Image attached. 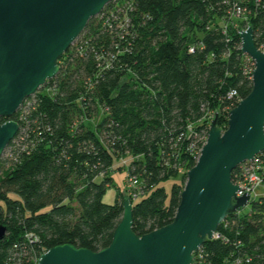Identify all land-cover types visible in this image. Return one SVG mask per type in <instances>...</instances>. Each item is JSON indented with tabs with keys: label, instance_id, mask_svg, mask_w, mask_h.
<instances>
[{
	"label": "trees",
	"instance_id": "16d2710c",
	"mask_svg": "<svg viewBox=\"0 0 264 264\" xmlns=\"http://www.w3.org/2000/svg\"><path fill=\"white\" fill-rule=\"evenodd\" d=\"M234 5L241 15L231 13ZM246 26L255 45L264 44V0H111L91 17L59 56L56 75L13 115V166L0 177V264H36L62 243L107 246L124 197L118 189L113 202L101 200L114 168L141 186L132 231L169 223L198 155L196 138L214 113L224 129L251 88L238 33ZM257 157L264 191V151ZM245 206L226 215L220 236L205 240L192 264H264V197Z\"/></svg>",
	"mask_w": 264,
	"mask_h": 264
},
{
	"label": "water",
	"instance_id": "95a60500",
	"mask_svg": "<svg viewBox=\"0 0 264 264\" xmlns=\"http://www.w3.org/2000/svg\"><path fill=\"white\" fill-rule=\"evenodd\" d=\"M111 0H0V156L18 130L13 115L58 72L59 56L87 21ZM240 50L253 62L249 92L227 112L226 127L210 119L206 138L185 182L172 220L142 235L131 229L125 195L110 242L98 251L70 243L41 252L36 264H192V255L219 223L248 203L231 172L264 151V51L250 26L238 31ZM6 226L0 223V239Z\"/></svg>",
	"mask_w": 264,
	"mask_h": 264
},
{
	"label": "built area",
	"instance_id": "2783aa9c",
	"mask_svg": "<svg viewBox=\"0 0 264 264\" xmlns=\"http://www.w3.org/2000/svg\"><path fill=\"white\" fill-rule=\"evenodd\" d=\"M242 12L243 9L238 5H234V7L231 10V13L233 15H241ZM261 45L256 47L259 49ZM247 58L252 62L249 56H247ZM252 66H253V62H252ZM198 154H199V150H198ZM257 155H255L252 160L241 163L239 165V171L234 174V178L232 180L234 184L241 186L236 191V195L239 196L243 191H246L249 194V199H248L249 201L257 198L258 196L264 197V191L262 190V175L260 173V169L263 167V165L261 161L258 159ZM197 157L198 155L195 156V161ZM124 189H126L127 196L132 200L137 199L142 193L138 179L135 176L129 175L126 172H125ZM252 194L254 195L253 198H251ZM219 236H220L219 233L215 231L213 232V235L210 239L218 238ZM199 248L200 246L198 247V249ZM198 249L196 251H198ZM198 257H200V253H198ZM248 261H249L248 258L243 259L236 257L233 260L232 264H246Z\"/></svg>",
	"mask_w": 264,
	"mask_h": 264
},
{
	"label": "rangeland",
	"instance_id": "374dc122",
	"mask_svg": "<svg viewBox=\"0 0 264 264\" xmlns=\"http://www.w3.org/2000/svg\"><path fill=\"white\" fill-rule=\"evenodd\" d=\"M259 49L261 51H264V44H262ZM42 88H39L38 90H41ZM24 102V101H23ZM22 102V103H23ZM22 105V104H21ZM25 105H27L25 103ZM24 107V106H23ZM21 108V106L19 107V109ZM18 109V110H19ZM23 110H21L20 112L23 113L24 111V108H22ZM17 110V111H18ZM16 111V112H17ZM14 119V118H13ZM5 120V118L3 119V121ZM15 120V119H14ZM2 122V121H1ZM205 138L206 136H199L196 138V141L194 142V146L198 149H200V146L204 143L205 141ZM126 160V159H125ZM117 164V162H116ZM13 166V163L10 159V155H9V149H6L3 151L2 155L0 156V177L5 173L6 170H9L11 169V167ZM113 167H116V165L114 164ZM188 170V169H187ZM112 177H113V184L109 185L105 192L102 194V197H101V200L105 203H111L114 201V198H115V195H116V192L118 189H120L122 191V194L123 196L127 195L126 194V189H124V185H125V172L122 170V171H118L117 169H113V172H112ZM186 177V176H185ZM178 178V177H177ZM170 181H177V179H170ZM169 186H170V182L166 181L164 183V187L166 189V191L168 192L169 190ZM253 194L251 195V198H253ZM136 200V199H135ZM135 200H132L130 199V202L132 204L133 201ZM247 207L248 206H243L241 207V211H245L247 210Z\"/></svg>",
	"mask_w": 264,
	"mask_h": 264
}]
</instances>
